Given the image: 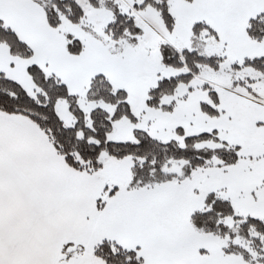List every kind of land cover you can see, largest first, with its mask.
I'll return each mask as SVG.
<instances>
[{"label": "snow or ice", "instance_id": "obj_1", "mask_svg": "<svg viewBox=\"0 0 264 264\" xmlns=\"http://www.w3.org/2000/svg\"><path fill=\"white\" fill-rule=\"evenodd\" d=\"M0 264H264V0H0Z\"/></svg>", "mask_w": 264, "mask_h": 264}]
</instances>
